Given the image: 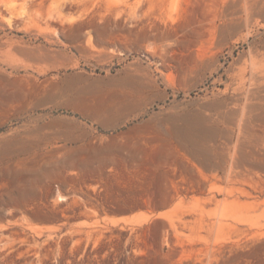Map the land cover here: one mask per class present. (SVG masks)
I'll use <instances>...</instances> for the list:
<instances>
[{
	"label": "rangeland",
	"instance_id": "rangeland-1",
	"mask_svg": "<svg viewBox=\"0 0 264 264\" xmlns=\"http://www.w3.org/2000/svg\"><path fill=\"white\" fill-rule=\"evenodd\" d=\"M256 57L264 0H0V264H264V171L206 168L264 164Z\"/></svg>",
	"mask_w": 264,
	"mask_h": 264
},
{
	"label": "bare ground",
	"instance_id": "bare-ground-1",
	"mask_svg": "<svg viewBox=\"0 0 264 264\" xmlns=\"http://www.w3.org/2000/svg\"><path fill=\"white\" fill-rule=\"evenodd\" d=\"M262 60L263 59L256 57L248 65V79L252 87L249 88L247 91V98L256 97L258 95V91L255 85L257 82L264 81V72H262L264 63L263 65H261ZM253 100L255 99H247L244 107L240 108V110L245 113L247 109H250L252 107ZM237 125L240 129H242L244 125L243 119H240ZM227 149H229L226 153L228 157L225 159V163L223 165L217 163L214 164L213 167H210L206 162V168L211 172L221 170L224 174H226L225 179L228 183H245V181H247L245 180L247 173H251L254 169H260L264 171V164H261L260 162L256 161V156L253 155V153L249 152L250 150H247V147H244L240 144H235V146H233L232 148ZM227 161H229L230 164L227 165ZM233 192H238L240 193V195L249 194L248 190L245 187H231L229 193ZM263 205L264 201L252 202L248 206L252 208V210L256 213L258 210L260 211V214H256V217L259 219L260 217H264V207H262ZM234 220L237 222H243L247 219L243 216L238 215L235 217Z\"/></svg>",
	"mask_w": 264,
	"mask_h": 264
}]
</instances>
